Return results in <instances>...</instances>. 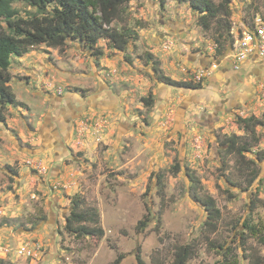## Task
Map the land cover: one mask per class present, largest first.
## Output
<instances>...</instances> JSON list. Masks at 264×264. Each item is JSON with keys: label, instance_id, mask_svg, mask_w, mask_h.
<instances>
[{"label": "rangeland", "instance_id": "obj_1", "mask_svg": "<svg viewBox=\"0 0 264 264\" xmlns=\"http://www.w3.org/2000/svg\"><path fill=\"white\" fill-rule=\"evenodd\" d=\"M229 8L230 30L244 28L257 15L264 19V0H231ZM196 18L187 3L131 0L113 21L136 34L124 51L102 39L98 56L71 40L61 48L34 45L13 57L9 84L20 104L1 111L0 264H114L119 254L117 264H139L137 254L146 264H173L175 246L186 242L196 245L187 264H248L253 249L264 256V247L243 225L264 222V159L254 153L264 150V126L256 128L258 143L245 155L256 162L251 184L253 164L221 143L232 134L251 142L236 119L262 115L264 62L255 67L262 80L247 67L243 80L224 88L221 74L209 82L214 71L197 79L209 61L225 59L231 35L215 23L203 29ZM154 61L163 75L200 81L201 87L159 80ZM91 92L105 100L103 108L81 104L68 150H44L45 116L60 104L76 107ZM147 96L150 105L143 100ZM220 99H230V106L218 109L225 102ZM216 109L217 117L209 119ZM191 175L200 194L212 196L220 210L215 232L194 200ZM75 201L81 209L98 210L102 237L66 230ZM142 219L144 229L137 226Z\"/></svg>", "mask_w": 264, "mask_h": 264}, {"label": "trees", "instance_id": "obj_2", "mask_svg": "<svg viewBox=\"0 0 264 264\" xmlns=\"http://www.w3.org/2000/svg\"><path fill=\"white\" fill-rule=\"evenodd\" d=\"M131 0H0V119H3L1 111L7 105H19L16 96L9 84L11 75L9 67L13 57H20L26 54L29 49L38 44H45L48 47L61 48L66 41L75 40L84 46L94 50V54L100 56L102 50L97 43L105 40L110 48L124 51L135 33L131 29H118L113 26V21L120 18L122 11ZM164 5L166 0H157ZM179 3H187L192 12L197 15V23L203 29H209L215 23L218 28H223L230 33V8L231 0H175ZM231 35V34H230ZM222 33L219 32V37ZM218 43L220 42L216 39ZM232 38L230 39V43ZM151 58V54L147 55ZM157 61H154V69L158 72ZM156 72V73H157ZM157 77L168 84L177 87L200 88V81L174 80L158 72ZM146 105L151 104V96L143 97ZM236 122L239 127L249 133L251 142L242 141L241 136L232 134L225 136L221 141L227 145V152L237 154L242 161L252 163L248 184H251L255 177L256 162L252 158L247 159L246 153H252V147L258 143L256 128L264 126V109L261 117L249 115L238 116ZM253 140V141H252ZM259 159H264V150L254 151ZM255 165V166H254ZM175 172L178 165L173 167ZM159 179V175L156 176ZM191 189L194 200L200 203L207 211L205 224L210 232H215L217 222L220 218V210L214 198L208 194H200L198 179L191 175ZM229 183L231 179L227 178ZM161 213V210L159 211ZM42 219L43 216H38ZM161 219L157 218V227ZM99 223V213L95 207L81 209L79 202L75 201L69 215L66 217L65 228L75 236H98L102 237L104 231ZM147 225L145 219L139 220L137 226L144 229ZM246 230L256 236L257 243L264 247V222L251 223L243 222ZM224 249V246H221ZM196 245L194 242H186L175 246L173 253V264H187V261L194 256ZM229 253V248L227 252ZM123 257L119 254L114 260L117 264ZM139 264H146L137 254ZM248 264H264V256L258 250L253 249Z\"/></svg>", "mask_w": 264, "mask_h": 264}, {"label": "flooded vegetation", "instance_id": "obj_3", "mask_svg": "<svg viewBox=\"0 0 264 264\" xmlns=\"http://www.w3.org/2000/svg\"><path fill=\"white\" fill-rule=\"evenodd\" d=\"M262 59H259V61L256 63V65L253 67L259 68L260 66H258V65H261L260 63H262V61H260V60H262ZM255 60L257 61L258 59H255ZM216 61H218L219 63H217V67L214 70V75H213L214 79L209 80V82H211V81L213 82V80L218 81L219 79L217 80L216 77L219 74H222V77L220 78L219 81H220V86L223 88H224V86H228L229 84L233 85L236 80H238V81H240L241 79L243 80L244 71L242 69L244 67L242 68V66H243L242 64H240L238 67H236L235 65H233V62L231 59L225 58L223 60H214V61L211 60L206 64V66H209L212 63H215ZM256 74L257 73H255V75ZM239 75H240V77H239ZM197 89H199V88H197ZM220 100L223 102L225 101V102L223 103V105H221L222 102H218V104L216 105L218 109H221V106H224V105H225L224 107H226V105H228V104H229L228 106H230V99H228V100L220 99ZM87 102L89 104H87ZM104 103H105V100L103 98H98L96 92L95 93L91 92L88 95H85L83 97V101L81 100V102H80V100H79L78 102H76V104H77L76 107H74L73 104H71L69 102L58 105L57 110H55L56 113H50L49 119L47 118V116H45V118H44L43 126L41 128L43 130L41 138L43 140L42 142H44V141L48 142V146L44 147L45 148L44 150H46V148H50L53 150L55 155L58 153L57 149H61V151H64V152L67 151L68 150L67 142L69 139L70 131L73 127L72 121L77 119L82 112L81 111L82 108H80V105L81 104L82 105L87 104L91 108H103L102 104H104ZM184 106H185V104H184ZM226 109H228V108H226ZM179 111H180V108H177V112L175 115L176 116L175 117V119H176L175 125L178 123ZM217 112H218V110L216 109V110H214L213 113H210L207 117L212 120L213 118L217 117ZM133 121L134 120L128 121V123L131 124V126H133ZM177 132L179 134L180 141L184 140V128L179 129ZM39 149L40 150L43 149V146H40ZM59 160L61 163V161L63 160L62 156L58 158V161ZM51 210H54V208H52Z\"/></svg>", "mask_w": 264, "mask_h": 264}, {"label": "built area", "instance_id": "obj_4", "mask_svg": "<svg viewBox=\"0 0 264 264\" xmlns=\"http://www.w3.org/2000/svg\"><path fill=\"white\" fill-rule=\"evenodd\" d=\"M232 42L225 58L232 60L233 65L238 67L244 61L255 58H264V19L257 15L251 24L244 25L240 30H230ZM217 67V62L209 66H203L197 73L196 78L209 74Z\"/></svg>", "mask_w": 264, "mask_h": 264}, {"label": "crops", "instance_id": "obj_5", "mask_svg": "<svg viewBox=\"0 0 264 264\" xmlns=\"http://www.w3.org/2000/svg\"><path fill=\"white\" fill-rule=\"evenodd\" d=\"M255 59H258V60L256 61ZM259 59H262V58H255V57H253V58H251V59H248V60L244 61V62L242 63V65H243L242 68H243V67H244V68L247 67V70H248V69L251 70V72L254 73V74L257 73V74H256V77H257V78H260V80H262L261 77H258V75H259V74H258V71H259V70L255 69V67L252 68V66L255 65V64L259 61ZM260 61H263V62H264V58H263L262 60H260ZM216 62L219 63L218 61H216ZM204 63H205V62H203L202 64H204ZM248 66H249L250 68H249ZM242 70L245 72V69H242ZM221 75H222V74H221ZM221 77H222V76H221ZM239 77H240V75H239ZM234 84H235V83H234Z\"/></svg>", "mask_w": 264, "mask_h": 264}]
</instances>
